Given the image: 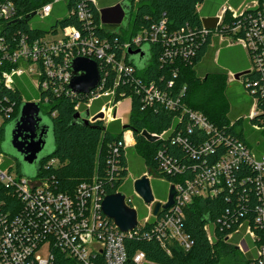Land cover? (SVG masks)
I'll use <instances>...</instances> for the list:
<instances>
[{
  "label": "built area",
  "instance_id": "built-area-1",
  "mask_svg": "<svg viewBox=\"0 0 264 264\" xmlns=\"http://www.w3.org/2000/svg\"><path fill=\"white\" fill-rule=\"evenodd\" d=\"M21 1L23 0H0V126L11 117L18 103V100H13L7 94L8 92L15 95L19 93L20 103L27 102L15 87L16 79L28 76L40 92L39 100L29 102L38 105L48 104L51 95H59L63 91L73 94L68 89L72 76L70 62L73 58L85 57L94 60L98 64L102 81L97 89L85 95L88 97L86 106L89 108L94 101L102 97L109 98L108 103L111 105H102L96 112H102L105 123L117 119L112 100L119 81L135 83V91L140 95L144 106L153 109L182 110L190 122L185 126L187 134L194 128L204 134L205 138L192 148V155L206 156L219 146L224 148L210 165L189 177L181 176L184 174L182 172L184 168H179L165 159L164 169L177 175L171 182L175 191L173 205L158 216H154L152 207L158 200L154 199L150 204L143 201L146 205L145 214L143 222L137 219V226L154 218L156 221L152 230L147 232V236L155 235L159 240H173L181 248L188 250L192 242L183 230V208L193 198H214L227 190L229 193L235 192L238 203L247 204L246 193L240 192L239 189L246 181L250 183L251 191L257 198V204L253 207L254 222L262 235L258 236L250 226H247L245 235L253 241V249L259 258L256 263L264 264V153L257 155L242 140L234 139L225 127H217L202 112L187 108L181 101L184 88L173 92L171 89L158 87L153 81L140 80L133 75L134 68L126 61L129 50L140 49L144 44H151L157 37H165V21H160L149 30H140L123 41L117 48L120 52L118 54L115 51L116 37L113 41L105 37L100 38L98 31L94 30L96 25L93 23L90 6L97 8L100 17L96 0H74V4L69 6L67 16L75 15L80 22L79 27L67 25L56 28L59 24L55 22V25L50 26L46 32L35 36L26 34L18 28L23 22V13L19 10ZM61 1L65 4L70 3V0H51L38 6L32 11L28 26L35 27L31 24L33 18L40 20L47 18L53 12L55 4ZM249 8H256L258 12L246 20L243 36L231 38L222 32L223 28L218 31L226 11L229 10L231 16L236 17ZM214 17L218 18L217 28L208 31L202 26V34L211 32L212 38H216L220 43L240 45L251 61L249 71L254 70L258 73V79L253 83L249 93L254 97V111L248 116L251 118L258 112L257 103L264 102V0H256L252 5L241 9L222 5ZM98 25L103 26L101 17ZM240 28L242 25L237 24L233 31ZM182 32L185 31L181 30L180 33ZM184 36V42L182 35L174 36L167 41L165 38L162 39L165 47L163 45V55L159 60L171 63L181 56L188 61L194 54L197 43L193 31ZM176 39L180 45L169 48L167 43H173ZM184 43L187 47L183 46ZM110 70L114 72L113 83L110 87H104L105 76ZM171 85L169 82L168 88H171ZM123 94L119 92V95ZM93 115H89L88 118L91 123L94 122L91 121ZM253 128L257 130L259 126L253 125ZM170 130L171 128L161 134H150L160 140ZM181 131L182 128L178 129L171 139L179 141ZM127 134L132 135V132L125 131L123 140ZM124 144L127 147L131 143L124 141ZM54 164V159H51L45 167ZM241 167H248L251 175L237 176ZM143 175L148 178L147 173ZM235 181L238 182L236 186ZM0 187L6 190L10 199L7 208L6 205H0V264H66L64 262L68 258L75 262L73 264H123L126 261L124 238L131 235L132 231L120 232L113 221L104 215L101 202L105 195L94 181H84L72 193H64L58 191L48 179L15 173L9 157L0 152ZM137 196L140 198L138 194ZM125 203L135 210L137 216V209L132 207L131 200L125 198ZM160 203L164 205L166 201ZM205 230L208 240L212 241L215 238L214 233L210 232L208 225ZM230 237L231 235L227 236L225 240ZM249 244L242 238L237 245L239 248L241 245L243 248L245 246L246 252L252 249V245ZM43 246H47V253L41 258L37 252ZM134 261L137 264H151L146 261L142 252L135 254Z\"/></svg>",
  "mask_w": 264,
  "mask_h": 264
},
{
  "label": "trees",
  "instance_id": "trees-1",
  "mask_svg": "<svg viewBox=\"0 0 264 264\" xmlns=\"http://www.w3.org/2000/svg\"><path fill=\"white\" fill-rule=\"evenodd\" d=\"M49 1L51 0L21 1L19 10L20 13H23V22L18 25V28L33 36L46 32L47 29L45 28L37 26L30 28L27 22L33 10ZM73 1L70 0V3L65 4L66 10L74 4ZM222 3L223 0H126L125 6L128 7V11L123 17L126 16L125 24L130 23L131 26L128 34H123L117 30L107 31L99 27L100 17L97 8L90 7L94 19L93 23L96 25L94 30L98 31L100 38L105 37L113 41L116 37L115 51L118 54L120 52L117 48L123 41L140 30L151 29L153 25L164 20L165 37H157L151 44L142 45L140 49L145 52L143 57L140 58L138 54L129 53L135 50L128 51L126 61L134 68L133 75L143 81H153L158 87L171 89L173 92L184 88L181 101L187 108L202 112L215 126L225 127L234 139H240L247 144L241 130L242 119L238 118L232 122L228 117L229 102L225 91L228 72L212 63L214 51L218 46L210 47L213 43L212 33L202 34L201 30V19L214 17ZM102 5L97 2L98 8ZM255 9H246L242 15L236 17H232L229 10L226 11L218 31L223 28L224 31L222 32L231 38L243 36V26L246 28V20L249 16L254 17L257 14L258 11ZM56 22L59 24L56 25V28L67 25L79 27L80 24L75 15H68ZM237 24L242 25V28L233 31ZM54 25L55 23L51 26ZM181 30L185 32L180 33ZM192 31L197 44L194 54L189 57L188 61L181 56L171 63L159 60V57L163 55V45L165 47L162 39L165 38L167 41L169 38L173 39L174 36L182 35V42H184V34ZM173 41V43H167L169 48L180 45L178 39ZM183 46L187 47L185 43ZM209 56L211 63L199 68L197 66L199 62L204 57ZM238 56V61H243L242 54L240 53ZM233 69L232 74L246 72L243 75V85L246 91L250 93L253 83L258 79V73L254 70L249 71V68L245 66ZM113 80L114 72L110 70L105 76L104 87H110ZM169 82L172 83L171 88H168ZM135 85V83L119 81L112 100L114 105L121 99L130 97V116L127 125H122L119 119L108 123L95 120L92 123L84 124L80 118L73 124L75 113L83 116L82 112L84 111L85 114L90 108L92 109L95 102L87 108L88 97L85 95H73L67 91H63L59 95H51L48 100L49 107L45 113L52 127L54 147L47 158L39 162V172L35 178L48 179L58 191L64 193H72L84 181H94L105 196L117 192L118 186L130 172L134 179L146 173L142 166L133 165L134 161L137 163V159L135 160L129 153V147L125 146L123 140V133L127 130L132 132L135 142L133 148L139 158L142 159L144 167L154 174H159L169 182L174 181L177 175L168 173L164 169L163 161L165 159L179 166V168H184L182 171L184 174L181 176L189 177L219 157L224 149L222 146L206 156L192 155V148L197 146L202 138H205L204 134L200 133L197 128L192 129V132L187 134L185 126L190 122L182 110L153 109L144 106L140 95L135 91ZM119 92L124 94L119 95ZM7 94L13 100H18V103L14 107L11 117L0 126V152H2L5 125L17 116L20 104L19 93L15 95L8 92ZM252 98L254 97L252 96ZM257 104V114L249 117L252 126L264 124V102ZM123 127L125 128L122 129ZM170 128L171 130L162 139L154 142L148 141L141 134L143 130L151 134H161ZM181 128L179 141L171 139ZM262 131L264 132V129ZM263 153L259 152L257 155ZM51 159H54L55 164L45 167ZM13 166L15 173L20 174L19 165L15 163ZM249 175H251V170L248 167H241L237 172L239 177ZM236 185L238 182L235 181L234 186ZM239 189L240 192L246 193L247 204L238 203V200L235 199V192L229 193L227 190L214 198H193L183 208V230L192 242L188 250L181 248L173 240H159L155 235L147 236V232L152 230L156 221L154 218L144 224L139 223L131 235L124 238L127 259L123 264H137L134 261L137 252H142L146 261L151 264H219L221 258L217 248L227 243L237 249L236 246L242 238H245L252 245V249L241 256L236 255L232 250L233 264H257L259 258L253 249V241L248 235H245L247 226H250L258 236L262 235L254 222L253 207L257 204V198L251 191L249 182L245 181L244 186ZM9 203L8 193L0 187V205H6L7 208ZM239 224L241 226H238ZM207 225L210 232L215 235L212 241L207 238V231L205 230ZM229 235L231 237L226 241L225 238ZM64 263L73 264L75 262L68 258Z\"/></svg>",
  "mask_w": 264,
  "mask_h": 264
},
{
  "label": "water",
  "instance_id": "water-1",
  "mask_svg": "<svg viewBox=\"0 0 264 264\" xmlns=\"http://www.w3.org/2000/svg\"><path fill=\"white\" fill-rule=\"evenodd\" d=\"M126 11H128V7L125 6V1L121 0L115 5L102 8L101 20L103 21L104 13H109L114 15V19H112L114 20V23H120L122 16ZM201 22L204 29L208 31L215 30L218 26L217 17H203ZM129 53L134 55L138 54L140 58L145 54V52L141 49H137ZM70 70L72 76L68 83V89L75 95H88L90 92L97 89L101 84L102 76L100 74L98 64L92 59L75 57L70 62ZM245 73V71L236 73L233 75V78L239 79L240 76ZM89 115V111H86L83 116L79 113H75L72 123L75 124L76 120L80 118L84 124H89L91 123L88 120ZM95 120H104L102 112H98L92 116L91 121ZM10 122H12L10 131L6 133L4 130L2 149L4 152L8 153L9 156L12 155L21 166H23V163L34 165L35 173L33 176L35 177V175L39 172V162L42 159L47 158L48 155L42 156L41 153L46 145L48 133H52L51 124H48L47 120L45 121L39 105L35 102L20 103L17 116ZM124 128L125 127L122 129ZM141 134L150 142L157 140L156 136L151 135L146 130H143ZM133 186L135 192L146 204H150L154 201L149 180L146 175H142L140 178L136 179L133 182ZM174 195V187L171 185L166 203L161 205L160 201L154 202L152 214L154 216H158L160 213L170 208L173 205ZM101 210L105 216L113 221L115 227L120 232H131L138 224L135 210L126 205L125 196L120 192H115L105 196L101 202Z\"/></svg>",
  "mask_w": 264,
  "mask_h": 264
},
{
  "label": "rangeland",
  "instance_id": "rangeland-1",
  "mask_svg": "<svg viewBox=\"0 0 264 264\" xmlns=\"http://www.w3.org/2000/svg\"><path fill=\"white\" fill-rule=\"evenodd\" d=\"M119 2L121 0H97V2L102 5L105 3H115ZM126 1V0H124ZM117 2V3H118ZM252 3V2H251ZM247 6V5H246ZM134 11V9H133ZM132 11V12H133ZM67 16V10L65 8V3L64 1H61L60 3L55 4L53 12L45 19L40 20L37 18L31 19V24L33 26L41 27L48 29L51 25H53L57 20H60L64 17ZM116 17V16H115ZM114 19V15L109 14V13H104L103 15V21L101 20L102 25L104 26V29L107 31H112V30H117L120 31L123 34H128L130 31V23L127 25L125 24L126 21V16L125 18L122 16V19L120 23H114L112 20ZM60 27V26H59ZM247 63L249 70L251 68V61L249 60V57L247 56ZM210 56L209 57H204L199 64L197 65L199 68L204 67L207 64H210ZM223 67V66H221ZM224 71L229 72L230 69L228 67H223ZM15 87L21 92L23 98L29 102L33 100H39L41 98L40 92L35 88V86L31 83V80L28 76L24 75L15 81ZM227 92V98L229 102V111H228V117L229 119L233 122L235 119L241 118L242 119V124H241V130L242 134L244 135V138L247 140V145L249 148L254 152V153H263V146H264V132L262 131L264 129V124H261L259 126V130L253 128L251 125V121L249 120L248 116L250 115L251 112L254 111L253 109V104L254 100L252 96L246 91L245 86L243 85V75L240 76L239 79H234L231 78V81L227 84L226 90ZM109 98L102 97L95 102V105L93 108L89 109V113H93L95 110H97L101 105H107L110 106L111 104L108 103ZM93 102V103H94ZM130 106H131V100L130 97H125L118 101L115 104L116 107V116L119 117L120 122L122 125H127L129 123V116H130ZM49 105L45 103L40 104V110L42 112V116L44 117L45 121L47 120V123L50 124V120L47 118V114L45 113L48 109ZM235 107V110L233 108ZM95 114V113H94ZM82 115H84V111L82 112ZM12 122H8L5 125V131L6 133L10 131ZM111 126V125H110ZM112 127V126H111ZM117 127V126H116ZM113 129V127H112ZM115 131V129H113ZM129 136L130 141L126 139V137ZM126 143H131L127 145L129 147V153L133 156V158L136 160L137 163H133L135 166H142L144 170L146 171L148 175V180L150 184V188L152 191L153 198L164 202L167 199L168 193L170 186L172 185L171 182L163 179L159 174H154L151 170H148L147 168L144 167V164L142 162V159L139 158L137 155L135 149L133 148L134 146V139L132 138V135H126L125 140ZM54 147L53 143V137L52 133H48L47 137V142L46 145L41 153L42 156H45L49 154ZM6 156L9 157V160L15 164V160H13V156H9L8 153L4 152V150H1ZM18 164V163H17ZM19 169H20V174H23L25 176H33L34 175V170L35 166L34 165H28V164H18ZM135 181L133 174L131 172L125 178L121 184L117 188V192H120L124 194L126 199L131 200L132 207H135L137 209V219L139 222H143V217L145 214V204L141 198L137 196V193L134 190L133 182ZM230 243V242H228ZM237 249L230 245V244H223L220 247H218V251L220 253V263L219 264H233L232 260V250L236 255H243L245 253V246L243 248V245L239 246ZM47 253V246H43L37 254L41 257L44 258Z\"/></svg>",
  "mask_w": 264,
  "mask_h": 264
},
{
  "label": "crops",
  "instance_id": "crops-1",
  "mask_svg": "<svg viewBox=\"0 0 264 264\" xmlns=\"http://www.w3.org/2000/svg\"><path fill=\"white\" fill-rule=\"evenodd\" d=\"M255 1L256 0H223L222 5L229 6L232 9H237V8L241 9V8H247L249 5H252ZM96 2H97V0H96ZM117 2L112 3V4H103L102 6H100V8H99L100 17H101V9L103 8V6L108 7L111 5H115ZM102 27L104 28V26H102ZM213 46H218V48L214 51L212 63L215 64L216 66L222 68V70H224L223 67H228L230 69V71L227 74V76H228L227 84H228L234 75V74H232V71L234 70L233 68L237 69V68H240L242 66L248 67L247 54H245L244 49L240 45H238V44L229 45V44H225V43H220L214 37H213V43L211 44L210 47H213ZM240 53L242 54L241 58L243 61L239 62L238 61V59H239L238 54H240ZM221 66H223V67H221ZM114 111H115V115H116V107H114ZM116 118L119 119V117H117V116H116Z\"/></svg>",
  "mask_w": 264,
  "mask_h": 264
},
{
  "label": "bare ground",
  "instance_id": "bare-ground-1",
  "mask_svg": "<svg viewBox=\"0 0 264 264\" xmlns=\"http://www.w3.org/2000/svg\"><path fill=\"white\" fill-rule=\"evenodd\" d=\"M127 135H129V134H127ZM126 139L130 141V138H129V136H127V137H126Z\"/></svg>",
  "mask_w": 264,
  "mask_h": 264
},
{
  "label": "flooded vegetation",
  "instance_id": "flooded-vegetation-1",
  "mask_svg": "<svg viewBox=\"0 0 264 264\" xmlns=\"http://www.w3.org/2000/svg\"><path fill=\"white\" fill-rule=\"evenodd\" d=\"M13 160H15V163H17L16 159L13 158Z\"/></svg>",
  "mask_w": 264,
  "mask_h": 264
}]
</instances>
